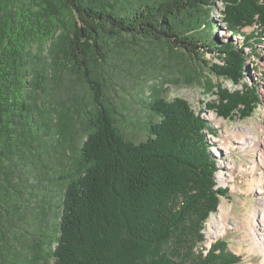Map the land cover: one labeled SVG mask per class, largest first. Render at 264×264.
<instances>
[{
  "label": "trees",
  "instance_id": "obj_1",
  "mask_svg": "<svg viewBox=\"0 0 264 264\" xmlns=\"http://www.w3.org/2000/svg\"><path fill=\"white\" fill-rule=\"evenodd\" d=\"M217 1L0 0V264L13 260L14 221L34 209L56 215L53 264L242 261L226 240L215 242L207 254L198 249L205 241L204 224L229 190L217 189L213 178L217 161L206 139L213 129L181 99L168 103L157 97L148 104L157 120L139 143L123 134L102 95L96 104H85L89 125L79 165L61 178L59 199L41 186L42 177L48 183L56 177L48 164L60 146L67 157L61 141L81 134L48 92L67 63L77 74H88L92 84L98 66L104 70L115 63L116 39L129 36L207 65L205 53H217L223 64L213 65L214 73L234 82L246 77L244 49L264 35V0H222V20L233 35L244 36L243 29L254 24L260 28L240 46L212 35L218 28L210 16ZM227 100L220 114L229 118L242 105L245 118L257 98L251 90ZM40 248V254L29 253V261L51 264Z\"/></svg>",
  "mask_w": 264,
  "mask_h": 264
},
{
  "label": "rangeland",
  "instance_id": "obj_2",
  "mask_svg": "<svg viewBox=\"0 0 264 264\" xmlns=\"http://www.w3.org/2000/svg\"><path fill=\"white\" fill-rule=\"evenodd\" d=\"M224 6L222 0L217 1L211 12V21L218 25L212 35L219 37L221 43L244 45L245 37L255 30L260 31V28L254 24L243 29L244 36L233 35L222 20ZM254 41L252 47L244 49L247 58L244 70L246 77L238 82L214 73L213 65L223 64L217 58V53H205L204 59L209 62L207 65L164 44L134 42L129 36L116 39L118 52L115 63L112 67L105 66L104 70L98 66L93 72L95 77L92 84L85 79L88 74H77L76 68L65 62V73L60 77L61 80L50 83L48 92L51 101L63 105L61 108L67 111L71 123L79 128L81 134L76 139L69 135L61 141L68 149L67 157L63 156L64 150L60 146L59 152L48 164L51 168L49 173L56 177L49 183L46 182V176L42 177L41 186H46L53 199H59L58 191L65 183L61 178L73 173L76 165H79L80 148L89 125V115L84 112L85 104H96L94 101L102 95L100 100L111 111L123 134L139 143L146 139L148 125L157 120L148 104L153 103V100L155 102L157 97L168 103L181 99L213 129L210 133L206 131L207 143L217 161L213 178L217 189L223 187L229 190L227 195L220 197L217 210L204 224L205 241L198 249L207 254L217 240H226L229 250L242 257L239 264H262L263 255L255 254L250 248L252 239L258 237L259 232L254 230L251 232L254 234H251L247 228L256 208L261 207L260 201L264 199V153L260 151L264 149V35ZM251 90L257 101L251 104L254 108L248 111L247 117L241 116L240 112L245 107L242 105L230 112L229 118L220 114L223 111L220 107L229 104L227 99ZM221 176L224 181L220 179ZM260 180L262 185L259 184ZM33 184L35 179L29 186ZM36 205L34 203L33 207ZM221 206L228 210L224 234L215 229ZM33 211L23 219L14 221L10 237L14 238L17 247L15 253L9 254L13 256V260H9L11 264H32L29 253L39 251L40 254V247L46 249L45 256L53 264L50 254L55 248L57 237L54 233L56 215L41 213L37 209Z\"/></svg>",
  "mask_w": 264,
  "mask_h": 264
},
{
  "label": "bare ground",
  "instance_id": "obj_3",
  "mask_svg": "<svg viewBox=\"0 0 264 264\" xmlns=\"http://www.w3.org/2000/svg\"><path fill=\"white\" fill-rule=\"evenodd\" d=\"M255 138L258 137L256 135H253ZM264 149H261V153H264L263 151ZM262 159V158H261ZM222 181H224V177L221 176ZM259 184L262 185V181H259ZM263 189V188H261ZM261 191V190H260ZM261 207L256 208L255 213L253 214V220L250 221V225L247 227L250 231V233L254 230H256L257 232H259V236L254 237L252 239L253 243H252V247H250L252 249V251H254L255 254H262L264 257V199H262L261 201ZM227 209H223L222 206L220 208V215L218 217V221L217 224L215 225V229H217V231H220L219 233L224 234L225 230L223 229L224 227H226V225L224 223H226L227 220ZM256 233V232H255ZM254 234V233H251ZM217 236V235H216ZM215 238V237H213ZM262 264H264V259L262 261Z\"/></svg>",
  "mask_w": 264,
  "mask_h": 264
}]
</instances>
